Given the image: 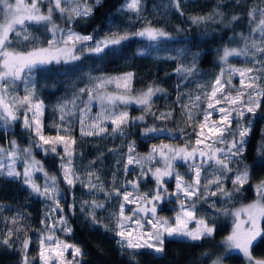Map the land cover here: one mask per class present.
<instances>
[{
	"label": "trees",
	"instance_id": "obj_1",
	"mask_svg": "<svg viewBox=\"0 0 264 264\" xmlns=\"http://www.w3.org/2000/svg\"><path fill=\"white\" fill-rule=\"evenodd\" d=\"M127 0H102L99 5L87 0L94 7L93 14L88 18H76L69 27L95 39L99 37L111 38L114 34L131 35L138 28L145 25L156 27L170 34L171 38L151 42L138 36H132L118 46V54L98 59L87 52L81 54V59L71 63H52L40 70L31 72L30 86L34 93L33 99L43 104L41 116L42 132L48 137L54 134L65 135L75 143L71 144L72 160L76 176L79 180L74 186H69L60 176L61 157L65 156L64 144L45 145V151L35 150L41 159L46 171L57 177L60 188V207L67 220L71 232L59 231L65 241L81 249L82 255L78 257L79 264H212L216 257H221L224 264H245L243 255L238 251H227L224 238L230 232L234 216L231 215L233 206L249 201L254 197L253 184L264 179V105L257 111L255 117L247 114L244 123L253 120L251 133L246 138L245 151L242 157L229 163L231 172L227 178H222V186L226 191L234 192L232 173L249 169V179L243 185L241 192L235 193L231 199L221 195L209 196L207 202L194 198L196 218H204L214 225L215 230L211 237L199 241H187L179 238L165 237L164 253L156 257L148 255L149 250H138L139 255L129 256L130 250H122L117 244L116 221L123 203L122 194L112 195L113 186L120 188L127 182L139 177L135 166H130L126 172L124 165L127 162L128 145L135 142V152L145 151L149 142L160 139H169L179 145L192 147L199 130L198 121H203L207 109V95L212 91V85L217 76L224 73L228 66L235 68H254L253 75L260 79L258 85L264 88V62L254 64L251 50L242 58L228 57L227 63L220 59L226 47L244 48L247 36L249 45L258 34L250 33V29L259 21L257 14L254 23H249L250 9L264 8V0H179V10L175 0H140L139 11H129L125 4ZM238 16L232 21V16ZM194 17H205L199 23H193ZM211 17V18H209ZM28 31L32 40L19 43L16 36L11 38V48L27 49L33 45H42L48 37L44 25H29ZM143 51L145 55L138 53ZM195 63L196 70L192 76L185 78L177 73L176 69L183 65L186 67ZM132 73L131 90L152 86L163 89L152 99L151 111L144 112L140 106L127 105L129 116H145L144 121L126 129V135L113 133L108 124L104 126L106 132L99 135H83L81 133V115L78 109L86 105L87 84L97 74L119 75ZM224 76V75H223ZM239 76V74H232ZM236 81V78H232ZM9 91L17 94L21 88L14 84ZM86 89L81 92L80 89ZM236 90V89H235ZM234 89L225 86V94L232 93ZM201 96L198 108H193V118L188 119L185 114V105H189L190 98ZM218 95H220L218 93ZM64 111H61V106ZM69 108V109H68ZM125 108V106H123ZM66 109V110H65ZM171 113L169 119L158 118L161 114ZM64 120H61V116ZM146 126H155L166 129L162 135L148 138L141 135ZM68 131H65V128ZM231 127L236 128L235 121ZM184 130V134L181 133ZM196 131H193V130ZM169 132L172 133L169 135ZM27 131L22 130L18 122L11 123L7 129L0 126V144L10 138L23 142ZM166 133V135H164ZM232 137L225 135L228 140ZM220 145H216L219 147ZM51 147H56L55 153ZM119 161V163H118ZM185 179L191 178L190 171L180 166ZM206 171L202 173V183L216 178L215 165H205ZM89 173H94L90 176ZM115 174V179L113 178ZM98 177V179H97ZM89 181L96 184L95 190H90ZM151 180L149 177L138 180L139 189L151 193ZM101 185L103 186L101 189ZM168 188L172 182H168ZM237 187H240L237 185ZM211 191H216V185H211ZM95 201L103 204V208L95 209L97 223H93L90 213L91 205ZM87 202V203H85ZM215 202L216 207L209 204ZM54 202L31 193L22 179L0 176V264H23V242L29 241L27 250L28 260L32 264H40V239L46 231V213ZM68 205H73L69 210ZM83 208V211H82ZM228 210V214L224 212ZM159 212L163 216L172 217L173 207L162 203ZM44 221L42 224L41 221ZM12 236L9 237V231ZM9 239L10 246L3 240ZM256 259H264V242L252 249Z\"/></svg>",
	"mask_w": 264,
	"mask_h": 264
},
{
	"label": "snow or ice",
	"instance_id": "obj_2",
	"mask_svg": "<svg viewBox=\"0 0 264 264\" xmlns=\"http://www.w3.org/2000/svg\"><path fill=\"white\" fill-rule=\"evenodd\" d=\"M48 9L47 12L41 10V5L44 0H15L12 3L11 0H0V15L4 17L3 22H0V120L4 121L5 130L12 122L17 121L18 116L15 114L17 101L16 97L12 100H8V81H16L24 79L25 72H32L33 70H40L47 67L52 63H71L81 59V56L76 55V52H87L88 55L94 56L98 59H104L112 55L118 54V46L123 44L124 41L129 40L132 36H138L151 42L159 41L161 39L171 38L169 33L147 26L142 30L133 33L131 35L125 33L123 35L114 34L111 38L105 37L100 40H96L93 35H81L68 28L66 31L61 29L58 25L53 23L52 16L54 12H58L61 18L71 23L76 18H88L94 12V7L90 6L87 0H47ZM102 0H96V5H99ZM140 0H129L127 3V9L129 11H139ZM175 6L179 10V0H175ZM257 14L259 15V21L255 27L250 29V33L258 34L252 39L251 44L248 43V37L245 36V46L241 49L225 48L223 55L220 57L223 63H227L229 56L248 55L251 50L252 62L254 64H260L264 62V8L250 9L248 13L249 23H254ZM211 18V17H209ZM205 17H194L193 23H199ZM238 16H232V21H237ZM37 24L44 25L47 31L51 33V38L47 40V46H35L25 49L11 48L12 40L10 34L14 33L17 42L19 43L22 38L23 41L29 42L32 40L31 34L28 31L27 25ZM79 46V47H77ZM139 55H145L143 51L138 53ZM196 66L193 63L191 66H179L176 71L182 74L185 78L192 76L195 73ZM254 68H229L228 71L231 74H239L240 76V89H236V95L232 96L230 92L225 94V84L231 85V78L226 82L222 81L224 70H221V75L217 76L213 85L210 95H207V109L204 112L203 121H198L199 131H196L197 139L195 141L196 147L189 149L187 145L184 147L174 148L167 144H161L159 146L153 144L148 154L141 156L135 152V142L133 141L128 145L127 162L124 165L127 172L130 166L140 168V174L137 180L129 181L133 189L138 188V180L141 177H146L149 173L155 180L156 191L154 195L145 193L141 197L133 198L132 193L127 191L122 185L120 188L113 186L112 193H105L107 197H111L113 194L120 196L123 194V200L125 203H140L145 201L144 206H138L133 210V215L137 213H151L152 217H155L157 208L156 202H162L168 196H175L180 200L179 211L175 217V226H170L169 221L166 219H149L148 223L151 225L153 231L144 234L146 239L141 241L138 238H133L129 232L125 234L124 216L123 211L125 205H120V217L117 220L116 235L120 237L117 244L122 250H130L129 256L134 257L139 255L138 250L147 249L148 255H154L156 257L161 256L164 253V241L165 237L179 238L187 241H199L206 237H211L214 233L215 226L204 218H196V207L194 198L197 200H204L207 202L209 196L221 195L225 199H231L235 193L241 192L244 184L249 179V169L245 166L242 170H237L234 179H232L234 192L226 191L222 186V178H227V173L232 169L229 167V163L234 159L243 156L246 145V138L251 133L252 119L248 120L245 124L244 120L247 118V114H252L254 118L257 111L264 105V88L260 87L257 81L260 79L258 76L253 75ZM132 79V73H126L122 77L109 78L107 80H101L96 85L97 88H102L106 83H112L115 81L117 89L122 88V94L120 95H108L100 94L93 95L91 90L88 91L89 101L97 99L101 105H109L110 108H102V112L94 118L93 124L86 131L84 128L86 113L81 111V133L83 135H99L106 132V128L102 126V121H110L112 125L113 133H119L120 135H126V129L136 124L139 121H144L145 116L130 117L126 106L129 104H135L141 107L142 111L150 112L152 99L158 93L164 90L159 87H148V89L142 92L138 96L129 95L130 82ZM123 81V84H121ZM80 91L83 93L86 89L82 88ZM26 94L19 98L18 104L20 107L26 109L24 115L23 125L25 129L31 130L38 137L40 143L31 142L28 147L23 149L19 148L16 141L10 142L11 151H7L4 148H0V153L5 154L11 163L5 165L0 162V176L6 175L9 178L22 179L23 183L30 190L40 197L54 202L55 207L51 212L59 210L63 213L64 209L60 207V188L57 183V177L55 175L48 176L45 172V183L41 190V186L35 183L33 179V173L36 171H45L43 166L34 159L32 156L33 148H43L44 145L49 144H64L65 156L61 157L60 167L62 169L64 182L71 188L74 186L79 177L75 174V169L72 160L71 144L75 141L71 140L65 135H57L55 137H45L41 130V116L43 114L42 102L32 103L34 93L32 89L26 88ZM218 93L220 95H218ZM202 99L201 96H196L193 99L190 98L189 105H185L186 112L189 120L193 118V108H198L197 103ZM215 101V103H213ZM221 103H227L229 107L216 108V105ZM124 105L125 108L119 111L115 110L116 105ZM210 110V111H209ZM219 111L221 113L220 123H209L213 112ZM61 111H64V106H61ZM32 112V118L29 119L27 113ZM171 113H162L160 117L163 119H169ZM61 120H64V116H61ZM235 121L236 128L231 127ZM207 129V134H205ZM68 131L66 127L64 129ZM166 129H160L155 126H146L141 133L144 137H154L158 133H163ZM184 134V130H180ZM172 133L169 132V135ZM230 134L232 140L229 142L225 139V135ZM211 140V145L206 144L205 141ZM204 144L205 148L201 149L199 146ZM224 144V148L216 147L213 149L212 145ZM51 152L57 151L56 147H51ZM47 153L48 149H44ZM261 151L264 156V149ZM23 159L24 170L19 172L15 167V160L17 158ZM176 161H183L188 165L189 171L193 173L192 181L190 183L185 182L184 177L179 173H174V166ZM119 163V161H118ZM159 163L162 166L156 167L153 171L151 165ZM148 165L147 171L145 166ZM205 165L209 167L215 165L217 172L214 180H209L208 183H202L201 176L206 171ZM175 174L176 190L169 193L164 186L166 177H172ZM90 176L94 173H89ZM115 179V174L114 177ZM98 179V177H97ZM216 185V191H211V185ZM239 185L240 187H237ZM90 190H95L96 184L89 181ZM101 185V189H102ZM256 200L246 205L245 207L238 209L232 213L236 218L233 230L229 236L226 237L224 244L226 250L231 252L233 250L238 251L243 255L245 264H264V259H256L252 255V249L259 246L264 242V181L256 186ZM87 203V202H85ZM103 204H98L93 201L91 208L93 211L90 213L92 222L97 223L95 218V209L103 208ZM209 207L215 208V202L209 204ZM69 210L73 208V205H68ZM83 211V208H82ZM224 212L228 214V210L224 209ZM243 215L245 219L241 220ZM128 219H131L130 217ZM195 220L196 228L190 229L188 223ZM43 224L44 221L42 220ZM137 225L142 227L140 220H136ZM57 225L60 226L62 231L71 232V228L67 225V220L63 215L53 225H46L49 230L54 229ZM8 236H12L10 230ZM53 242L55 247L52 246ZM5 245L10 246V240H3ZM29 241L23 242V251L25 253L23 264H32L28 260L27 250ZM71 249V255L73 259L71 261L63 259L65 252ZM82 255L81 249L74 245L63 243L58 239H55L53 235H49L46 238L40 239L39 259L41 264H79L76 259ZM138 264V262H136ZM212 264H222V258L217 257L212 261Z\"/></svg>",
	"mask_w": 264,
	"mask_h": 264
},
{
	"label": "rangeland",
	"instance_id": "obj_3",
	"mask_svg": "<svg viewBox=\"0 0 264 264\" xmlns=\"http://www.w3.org/2000/svg\"><path fill=\"white\" fill-rule=\"evenodd\" d=\"M11 2L12 3H15V0H11ZM92 2H96V0H92ZM128 2H129V0H127L125 4L127 5ZM47 9H48V2H47V0H44V3L41 5V10L43 12H47ZM3 19H4V17L2 15H0V22H3ZM52 20H53V23H55L56 25H58L61 29H64L65 31L68 28H71V27H69L70 23L67 22L65 19L61 18L60 14L58 12H54L53 13ZM29 25H34V24H29ZM29 25H27V28L29 27ZM147 26H149V25H145V26H143L141 28H138L136 30V32L142 30L143 28H145ZM153 28H156V27H153ZM156 29H159V28H156ZM71 30L74 31V32H76V33H79L81 35H88L86 33H81L79 31L73 30L72 28H71ZM160 30H162V29H160ZM13 36H15V34L14 33H11L10 34V39ZM50 38H51V33L48 32V37H47L45 43L42 44V45H39L38 44L36 46H47V40L50 39ZM103 38H105V37H99L96 40H100V39H103ZM77 47H79V46H77ZM227 48L238 49V48H235V47H227ZM223 51H224V49H223ZM85 52H76V55H79L80 56L81 54H83ZM222 55H223V52H222ZM230 57H235V58H239L240 59V58L243 57V55H240V56H235L234 55V56H230ZM230 67L231 68H235L234 66H230L229 65L228 68L226 69L227 71L224 73V76L222 77V81L223 82H226L229 79V77L231 78V81H232L231 85L225 84V86H228V87H231L232 89H234V91L231 93V95L232 96H235L237 94L236 91H235V89H240L241 88V85H240V76H232V74L228 71V69ZM125 74H119V75L97 74L96 77L93 78L90 81L89 84H87L86 88H87V90H91L93 92V95L94 96L100 95V94L120 95V94H122V88L121 89H117L115 81H113L112 83H106L102 88H97L96 85L99 84L102 79L103 80H107L109 78L122 77ZM22 75L24 76V79H22V80H16V81H11L10 80V81L7 82L8 83V96H7V99L8 100H12L13 97H16L17 98V101H15L16 108L14 109V111H15V114L18 116V119L15 122H18V125L20 126V128L22 130L27 131V133L25 135L26 136V140L23 141V142H20L16 138L13 137V138L8 139L4 144H0V148H4L7 151H11L12 150L11 147H10V142L11 141H16V143L19 145V148L20 149H23L25 147H28L31 142L40 143L38 137L35 136V133L33 131H31V130L25 129L24 128V125H23L24 115H25L26 109L19 106L18 100H19V98H22L26 94V92H25V89L26 88H30L31 89L30 79L32 78V75H31V72H25ZM234 77L236 78V81H233L232 78H234ZM11 84L12 85L14 84L15 86L21 88L22 92L20 94H17L15 91H13V92L9 91V88H10L9 86ZM121 84H123V81H121ZM148 87H150V86L141 88L139 90H131L130 89L129 95H131V96H138L142 92L146 91L148 89ZM37 102H40V101L37 100V99H33L32 100V103L33 104H35ZM213 103H215V101H213ZM129 105H135V104H129ZM123 106L124 105L117 104L115 110L119 111L121 109H124ZM110 107L111 106H109V105L102 106L101 103H100V101L97 100V99H93V100L89 101V96H88V91H87L86 105H85V107L83 109L81 107L78 109V113L81 114V111L82 110L85 111V113H86V119H85V125H84L85 130L87 131L90 128V126L94 122V118L97 117L102 112V108H110ZM220 107L227 108V107H229V105L227 103H221L220 105H216V108L217 109H219ZM27 115H28L29 119L32 118V112H28ZM130 117H137V116H130ZM220 117H221V113L218 110L215 111V112H213V115L210 118L209 123L210 124L213 123V122H215L217 124L220 123ZM101 123H102V126H106V124H108L110 126V128H112V125H111L110 121H102ZM0 126L5 127V124H4V121L3 120H0ZM41 130H42V121H41ZM42 134L45 137H48L43 132H42ZM162 134L163 133H158L156 135L159 136V135H162ZM205 134H207V129H205ZM57 135L58 134H54L52 137H55ZM164 135H166V133H164ZM231 140H232V137H230L227 141L230 142ZM205 143L211 145L212 142H211V140H208V141H205ZM58 144H60V143H58ZM153 144H155L157 146H159L161 144H167V145H170V146H172L174 148L184 147V145L176 144L172 140L163 139V138L160 139L159 138L158 140H156L154 142H149L147 144V149L145 151H138L136 154H139L141 156L147 155ZM44 146H43V148H33V150H32V156L42 166H43V163H42L41 159L36 155V153L34 151L35 150H38L39 152H43L44 151ZM192 147H196V145L194 144V146H192ZM192 147H189V149H191ZM199 147L201 149H204V150L207 151V149L205 148L204 144L200 145ZM212 147L214 149L217 146L216 145H212ZM224 147H225V145H223V146L220 145L219 146V148H224ZM0 162H3L5 165H7L8 163H11V161L8 159V157L5 154H3V153H0ZM161 166L162 165L159 164V163H154V164L151 165V168L154 171L156 167H161ZM180 166L185 167V169H186L185 171H189L188 165L186 163H184L183 161H176L175 162V166H174V173H179L181 176L183 175V171H181V167ZM15 167H16V170L17 171H19L21 173L23 172L25 165H24V162H23L22 157L21 158H17L15 160ZM148 167H149L148 165L145 166V171H147V168ZM43 168H44L45 171H36V172L33 173V179L35 180V183L37 185L41 186V190H42L43 185L45 183V172H47L44 166H43ZM135 168L137 169L138 174H140V171H141L140 168L139 167H135ZM190 173H191V178L190 179H185L184 178L185 182L190 183L192 181L193 173L192 172H190ZM47 174H48V176H52L53 175V174H51L49 172H47ZM235 174H236V171H234L232 173V176H231L232 179H234ZM60 175H61L60 177L63 179L62 169H61ZM146 177H149L150 180H151V182H152L151 183V193H150V195H154L155 194V191H156L155 180L152 178V176H151L150 173ZM146 177H141L139 179L143 180ZM137 178L138 177L136 176L135 179H132L130 181L137 180ZM165 181H166V183H165L164 186L167 188L168 192L169 193L174 192L176 190L175 174L172 177H166L165 178ZM170 181L172 182V187L171 188H168V185L167 184ZM261 181H264V179L263 180H260V181H258V182H256V183L253 184V190H254V194H255L254 197L251 200H249V201H245L243 203H239V204L233 206L232 212H234V211H236L238 209H241V208L245 207L246 205H248V204H250V203H252L253 201L256 200V198H257L256 197V186L258 184H260ZM128 182H127V185L125 186V188L127 189V191H129V192L132 193L133 198H135V197H141V196H143L146 193L145 191H142V190L139 189V185H138V188L137 189H133L132 186H131V184H129ZM122 197H123V194H122ZM164 202L166 203V205H168V207H173L174 213H173L172 217L163 216L159 212L160 206ZM145 203H146L145 201H140L139 204L136 203V202L125 203L124 200H123V204L125 205L124 211H123V216L125 218L124 219L125 234L127 235V233L130 232L132 234V237L133 238H138L141 241H143L144 239H146V235L142 236L141 233L147 234V233L153 231L151 225L148 223V220L149 219H166V220L169 221L170 226H175V224H176L175 217H176V215H177V213L179 211L180 200H178L175 196H168L162 202H156L155 206L157 208V212H156L155 217H152L151 213H137L136 215H133V210L136 209L138 206H144ZM54 207H55V204L51 205L50 208L48 209L47 213H46L47 225H53V224H55V222L57 220L60 219L59 215H57L56 212L53 213V212L50 211ZM120 211L121 210H119L118 218L120 217ZM129 217L131 219H128ZM118 218H117V220H118ZM138 219L140 220V223H141L142 227H140L139 225H137L136 220H138ZM240 219L243 220V219H245V217L243 215H241ZM235 222H236V218L234 217V221H233L232 228H231V230H230V232L228 233L227 236H229L231 234ZM188 227L190 229H195L196 228L195 220L190 221L188 223ZM117 230L118 229H117V221H116V231ZM59 231H62L59 225H57L52 230H49L46 227V231L43 233L42 237L46 238L49 235H53L55 239H58L59 241H61L63 243H67L69 245H74V244L69 243V242L65 241L64 239H62L60 237V235H59ZM226 237L224 238V241H225ZM119 239H120V237L117 236V241ZM52 246L53 247L56 246L54 242H53ZM74 246H76V245H74ZM63 259L68 260V261H71L73 259L72 255H71V249H68V251L65 252V256L63 257ZM76 259H78V257ZM40 264H41V261H40ZM222 264H224V263L222 262Z\"/></svg>",
	"mask_w": 264,
	"mask_h": 264
}]
</instances>
